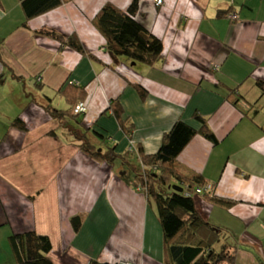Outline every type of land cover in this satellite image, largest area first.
Listing matches in <instances>:
<instances>
[{
    "label": "crops",
    "instance_id": "1",
    "mask_svg": "<svg viewBox=\"0 0 264 264\" xmlns=\"http://www.w3.org/2000/svg\"><path fill=\"white\" fill-rule=\"evenodd\" d=\"M106 1L67 0L27 25L20 0H0V264L16 261L12 234L29 230L50 235L58 264H166L156 204L128 170L91 154L84 141L103 145L91 127L120 151L140 143L154 152L179 118L201 126L196 111L209 117L219 142L196 134L179 156L182 170L240 199L227 207L197 193L198 208L237 239L234 264H264V0H140L137 17L164 41L155 64L115 58L106 48L95 21ZM113 1L127 8L132 0ZM44 27L77 33L96 56ZM67 79L87 87L83 122L46 107L49 96L69 107L57 93ZM114 98L135 122L132 138L104 113ZM17 116L27 128L13 124ZM77 212L87 213L80 231L71 219Z\"/></svg>",
    "mask_w": 264,
    "mask_h": 264
},
{
    "label": "trees",
    "instance_id": "2",
    "mask_svg": "<svg viewBox=\"0 0 264 264\" xmlns=\"http://www.w3.org/2000/svg\"><path fill=\"white\" fill-rule=\"evenodd\" d=\"M20 1L23 8V23L28 25L31 18L67 0ZM139 6L140 0H132L127 8L108 0L98 10L95 21L107 38L106 48L115 58L125 56L135 61L155 64L164 59V41L137 17ZM39 31L54 36L63 44L71 45L85 54L96 56L77 33L65 36L50 27H44ZM258 83L264 93V81ZM140 88L143 93L146 92L142 85ZM57 93L65 97L69 107L60 108L53 103V96L47 97L46 107L54 116L60 118L70 115L78 122H83L85 111H76V108L86 97V85L67 79ZM235 100L239 104L240 97L237 96ZM104 113L115 114L124 133L130 138L133 137L135 122L132 118L125 117V109L119 98L112 99ZM195 117L201 121V126L193 125L183 117L179 118L165 132L160 147L154 152L145 151L140 143H131L128 148L120 151L117 149V141L91 127L88 129L102 141L103 145L93 149L88 140H85L84 147L91 154L108 159L112 163L117 164L118 159H124L133 166L137 187L157 206L158 217L164 230L166 264H234L238 245L233 239L236 241L237 239L231 231L203 215L198 208L196 195L204 194L212 202L227 207L235 205L240 199L218 194L214 187L205 189L210 181L202 173L184 172L179 159L182 150L198 133H203L215 143L219 142L217 133L209 123V117L200 111L195 112ZM13 124L27 128L20 116L13 120ZM70 130L75 137L82 136L84 139V133L80 134L72 128ZM198 187H203V190L199 192ZM86 217V212H77L71 216L76 231L81 230ZM11 243L16 255V261L12 264H58L49 256L53 247L49 234L37 230L21 231L12 234ZM85 264L123 263L122 260L92 258Z\"/></svg>",
    "mask_w": 264,
    "mask_h": 264
},
{
    "label": "built area",
    "instance_id": "3",
    "mask_svg": "<svg viewBox=\"0 0 264 264\" xmlns=\"http://www.w3.org/2000/svg\"><path fill=\"white\" fill-rule=\"evenodd\" d=\"M164 0H158V3H162ZM233 18H237L238 17V14L237 13H233L231 15ZM88 110V105H87V102L85 100H82L78 107L76 108V111H87ZM213 187V184L210 182L207 186H205V189H208V188H212ZM203 190V187H198V191L201 192ZM122 263L123 264H135L131 261H128V260H122Z\"/></svg>",
    "mask_w": 264,
    "mask_h": 264
},
{
    "label": "rangeland",
    "instance_id": "4",
    "mask_svg": "<svg viewBox=\"0 0 264 264\" xmlns=\"http://www.w3.org/2000/svg\"><path fill=\"white\" fill-rule=\"evenodd\" d=\"M132 2V1H131ZM56 106H58L57 104H56ZM78 125H80V124H78ZM86 137H88L87 136V134H84ZM89 138H87V140H88ZM117 168H122V169H126V170H128V172H127V176L130 178V179H132L133 178V180H136L137 179V177H136V174H135V171H134V169H133V166L130 164V163H128V162H126L124 159H118V161H117ZM213 184V183H212Z\"/></svg>",
    "mask_w": 264,
    "mask_h": 264
},
{
    "label": "water",
    "instance_id": "5",
    "mask_svg": "<svg viewBox=\"0 0 264 264\" xmlns=\"http://www.w3.org/2000/svg\"><path fill=\"white\" fill-rule=\"evenodd\" d=\"M177 185H175V187H176ZM181 188V187H180ZM182 189V188H181Z\"/></svg>",
    "mask_w": 264,
    "mask_h": 264
}]
</instances>
